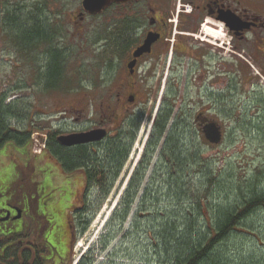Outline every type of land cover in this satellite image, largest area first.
<instances>
[{
    "label": "rangeland",
    "instance_id": "rangeland-1",
    "mask_svg": "<svg viewBox=\"0 0 264 264\" xmlns=\"http://www.w3.org/2000/svg\"><path fill=\"white\" fill-rule=\"evenodd\" d=\"M18 1L25 5L31 0ZM57 2L37 0L35 3L42 11V19L53 17L49 11L56 15L52 23L47 20L53 37L48 45L45 44V53H25L24 46L17 43L9 26V19L15 17L19 27H27L29 16L39 21L40 15H30L24 6L17 10L0 8V99L5 97L6 104L17 102L25 115V119L11 123L14 128L31 131L35 139L43 135L47 141L49 134L57 138L103 127L102 121L108 112L104 63L111 53H119L115 47L119 46V41L109 43L102 38L95 39L93 53H76L79 42H73L72 29L68 25L71 19L68 17L66 20L64 15L74 8L57 9ZM223 40L226 52L229 50L228 38L223 36ZM33 49L38 50V47ZM57 54L60 69L50 77L57 88L48 90L46 74L51 56ZM230 55L229 52L224 56V78L228 72L234 71L238 73L240 85L235 91L234 87L224 83V91L234 94L222 105L225 130L222 143L209 147L204 139L202 142L196 138L191 140L181 128L168 134L171 144L173 142L176 146L175 159L180 158L181 162H173L168 150V137L165 143L163 140L159 142L156 150L145 159L146 168L145 165L141 168L139 176L143 178V191L138 194L122 227L119 226L120 215H114V209L144 158L149 142L147 136L158 104V100L152 103L149 96L146 98L148 102L142 106L145 96L140 93L135 113H140L139 110L144 112L137 136L109 197L98 207L95 195L102 192L92 190L89 196H82L85 187L83 173L62 171L54 156L46 151L48 142L41 154L33 153L30 142L27 147L7 143L0 148V202L9 196L8 188L12 191L8 192L14 194V200H22V194L28 198L33 196L29 198L33 209L38 199L41 205L34 224H39L40 218L47 223L49 227L45 239L52 250L59 247L58 241L69 208L72 206L71 209L78 210L86 205L84 209L87 213L83 217H91L92 220L83 234L80 235L77 228V238L67 264L166 263L167 257L172 256L165 250L164 241L161 243V239L168 236L166 227L177 228L178 234L186 235L191 229L188 220L192 214L199 215L201 222L198 226L203 228L205 218H208L207 211L211 208L231 206L239 197L264 190V98L254 101L250 97L253 83L250 72L247 67L241 66L236 72V64ZM35 61H38V68L35 64L31 65ZM180 85V92L184 93V81ZM146 116L148 122H145ZM135 118L132 115L130 123ZM118 122L125 124L120 117ZM117 129L115 127L103 142L104 147L113 143L114 137L119 134L115 133ZM252 223L264 228V212L258 213ZM74 225L81 227L77 218H74ZM170 247L173 248V245ZM223 247L229 260L236 264L248 262L251 256H264V247L243 246L237 239ZM59 257L57 254L55 259Z\"/></svg>",
    "mask_w": 264,
    "mask_h": 264
},
{
    "label": "flooded vegetation",
    "instance_id": "flooded-vegetation-1",
    "mask_svg": "<svg viewBox=\"0 0 264 264\" xmlns=\"http://www.w3.org/2000/svg\"><path fill=\"white\" fill-rule=\"evenodd\" d=\"M19 2L0 0V8L17 10L24 6L30 15L39 14L38 22H43L48 35L53 37L47 20L52 23L56 15L49 11L53 17L42 19V11L35 5L37 0L25 5ZM57 3V9L74 8L64 15L66 20L71 19L68 25L72 29L73 42H79L76 53H93L96 38L109 43L119 41V46H115L119 53H111L104 63L108 112L102 121L103 127L95 129L104 130L103 141L117 127L115 133L119 134L114 140L120 138L121 142L126 140L128 143L127 138L134 136L132 146L144 112L135 113L140 93L145 96L142 106L148 102L146 98L149 96L152 103L158 100L147 139L155 138L153 131H160L156 124L160 117L169 118L160 140L163 143L169 138L168 134L181 128L191 140L196 138L202 142L204 139L207 146H218L207 143L204 130L208 124L217 123L222 143L225 133L222 105L234 94L224 91V83L234 87L235 91L240 85L238 73L234 71L228 72L224 78V56L229 52L236 64V72L240 66L247 67L250 72L253 81L250 97L254 101L264 98V0H127L111 4L96 15L84 11L83 0H58ZM30 21L32 17L29 16L26 28L31 31L33 23ZM101 30L103 34H99ZM223 36L228 38L229 50L226 52ZM146 41H150L149 49L134 56ZM45 44H38L35 46L38 50H35L31 42H27L25 53H45ZM37 62L31 65L38 68ZM182 81L184 93L180 92ZM132 115L136 118L130 123ZM118 117L125 122L124 125L118 122ZM148 120L147 117L145 122ZM59 147L74 149L80 146ZM8 191L10 188L7 199L0 202V264H67L78 234V227L71 219L74 211L69 208L66 212L59 247L52 250L45 239L47 223L40 218L39 224H34L41 202L36 198L33 209L29 199L33 196L28 198L22 194L23 199L18 201L12 199L14 194ZM57 254L59 259H55Z\"/></svg>",
    "mask_w": 264,
    "mask_h": 264
},
{
    "label": "trees",
    "instance_id": "trees-1",
    "mask_svg": "<svg viewBox=\"0 0 264 264\" xmlns=\"http://www.w3.org/2000/svg\"><path fill=\"white\" fill-rule=\"evenodd\" d=\"M9 20V26L13 31L17 43L24 46V52L27 42H31L32 48H34L43 42H46L48 45L52 40V37L48 35L46 29L43 27V22H38L35 18H32V21H30L33 23L31 31L26 27H19L17 18L15 17ZM29 33L31 34L27 39ZM58 59V54L51 56V62L46 74V89L48 90L57 88L56 83L51 82L50 77H52L53 72L57 73V70L60 69ZM5 100V97L0 99V148L7 143L27 147L32 132L27 130L20 131L11 125L13 121L18 122L25 119V115L20 111L17 102L6 104ZM168 119L158 118L156 124L160 131H153L155 138L149 140L143 160L128 181L126 189L114 209L113 214L118 213L120 215V227L125 224L129 217L132 205L135 203L138 194L143 191V178L139 176L142 171L141 168L146 163L145 159L156 150L163 134H165ZM54 136L52 134L48 135L47 146L49 152L59 163L62 171L66 173L80 171L83 173L85 187L82 196H87L90 192L92 193V190L102 192V194L95 195L98 207L99 203L109 197L113 185L120 176L128 159L134 136L130 139L127 138L128 143L126 140V142L124 140L122 142L120 140H114L112 144L104 147L103 142L105 141H102L93 146H80L74 149H61ZM167 145L169 146L168 150H170L169 153L171 154L173 162L179 164L181 161H179L180 158L175 159L176 146L173 145V142L171 144V139H169ZM85 206L78 210H75V208L74 210L72 209L74 212L71 214V219L74 220V218H77V222L81 224V227H78V233L80 235L88 229L92 220L91 217H87V219L83 217L84 213H87L84 209ZM197 206L195 207L198 208ZM211 209L207 211L208 218H205L203 228L198 226L201 222L199 215L194 216L192 214L190 216L188 222H190L191 226L189 227L191 229L186 235L181 236V234H178L177 228L175 229L173 227L169 229L166 227L167 231L165 233L168 236H165L163 240L161 239V243L164 241L165 250H167V253L171 252L172 256L167 257V261L165 260L166 263L164 264H236L229 260L227 251L223 247L224 244L236 239L243 246L253 245L258 248L264 247V228L256 227L252 223V220L256 218L258 213L264 212V190L239 197L231 206L223 208L214 207ZM171 244L173 248L170 247ZM249 259L248 262L246 261L243 264H264V256H251Z\"/></svg>",
    "mask_w": 264,
    "mask_h": 264
},
{
    "label": "water",
    "instance_id": "water-1",
    "mask_svg": "<svg viewBox=\"0 0 264 264\" xmlns=\"http://www.w3.org/2000/svg\"><path fill=\"white\" fill-rule=\"evenodd\" d=\"M127 0H83V9L85 12L96 15L101 13L105 8L111 4H121ZM150 41H146L144 46L134 53V56H138L140 53L149 49ZM205 140L211 145H219L222 140V134L220 127L217 123L212 122L204 130ZM104 130H92L85 133L70 134L66 136L57 137V142L60 146L74 147L80 145H86L91 143H97L104 139Z\"/></svg>",
    "mask_w": 264,
    "mask_h": 264
},
{
    "label": "built area",
    "instance_id": "built-area-1",
    "mask_svg": "<svg viewBox=\"0 0 264 264\" xmlns=\"http://www.w3.org/2000/svg\"><path fill=\"white\" fill-rule=\"evenodd\" d=\"M32 139H33V149H32L33 153L40 154L44 149V144L38 139H35L34 137H32Z\"/></svg>",
    "mask_w": 264,
    "mask_h": 264
}]
</instances>
